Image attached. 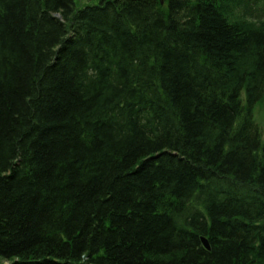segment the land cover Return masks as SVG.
Instances as JSON below:
<instances>
[{
  "label": "trees",
  "instance_id": "1",
  "mask_svg": "<svg viewBox=\"0 0 264 264\" xmlns=\"http://www.w3.org/2000/svg\"><path fill=\"white\" fill-rule=\"evenodd\" d=\"M261 101L264 0H0V264H264Z\"/></svg>",
  "mask_w": 264,
  "mask_h": 264
},
{
  "label": "rangeland",
  "instance_id": "2",
  "mask_svg": "<svg viewBox=\"0 0 264 264\" xmlns=\"http://www.w3.org/2000/svg\"><path fill=\"white\" fill-rule=\"evenodd\" d=\"M88 4V0H76L78 8ZM255 122L259 126L260 130L264 133V104H260L255 107ZM263 136V135H262Z\"/></svg>",
  "mask_w": 264,
  "mask_h": 264
},
{
  "label": "water",
  "instance_id": "3",
  "mask_svg": "<svg viewBox=\"0 0 264 264\" xmlns=\"http://www.w3.org/2000/svg\"><path fill=\"white\" fill-rule=\"evenodd\" d=\"M161 3H162V0H161ZM200 241H201V245H202V247H203L206 251H209L210 248H209V245H208L206 239L201 238Z\"/></svg>",
  "mask_w": 264,
  "mask_h": 264
}]
</instances>
